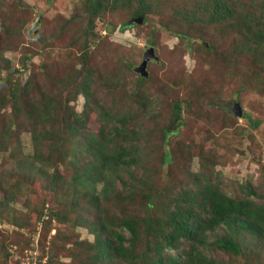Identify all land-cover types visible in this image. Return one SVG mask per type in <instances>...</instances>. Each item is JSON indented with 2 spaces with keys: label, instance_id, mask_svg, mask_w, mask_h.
Returning a JSON list of instances; mask_svg holds the SVG:
<instances>
[{
  "label": "rangeland",
  "instance_id": "rangeland-1",
  "mask_svg": "<svg viewBox=\"0 0 264 264\" xmlns=\"http://www.w3.org/2000/svg\"><path fill=\"white\" fill-rule=\"evenodd\" d=\"M86 1L0 0V78L10 72L8 82L0 83V264H79L85 250L77 242L93 240L83 225L81 212L94 214L101 205L115 212L120 208L112 201L117 182L112 183L110 196L102 193L100 181L94 188L84 187L82 194L73 193L74 170L67 164L57 170L63 179L52 188L50 179L31 158L27 129L10 133L6 125L10 107L4 98L10 94V84L23 85L31 77L28 92L34 94L39 88L59 93L60 85L74 76L79 65L72 35L85 27L83 35L87 28ZM146 1L147 22L135 29L119 31V20L126 17L121 11L95 21L99 31L89 50L95 71L93 101L101 100L112 113L131 112L135 117L132 121L145 135L141 137L149 145L154 167L160 166L165 142V152L173 157L160 167V187L174 193L194 189L192 176L201 173L207 183H218L230 196H240L239 186L249 184L255 195L248 198L264 203V63L251 64V57L237 52L240 36L233 31L235 28L226 26L230 21L218 27L191 16L193 11L189 9L199 0ZM235 6H240L244 14L253 12L244 2ZM176 13L181 15L175 17ZM106 27L113 32L107 33ZM149 39L160 59L163 56L159 64L148 62L150 82L137 81L139 91L151 103L123 105L116 96L109 99L106 94L110 92L104 87L110 79L125 90L136 83L133 68L141 62ZM203 43L207 44L205 49ZM25 57L29 59L23 70ZM121 61L130 63L131 71L117 74L122 70ZM175 101L182 106L183 121L171 113ZM234 102L248 118L229 115ZM82 103L80 98L72 106L80 111ZM132 108L137 113L133 114ZM200 108L207 115L202 126L195 129L198 121L194 115L200 111L194 110ZM219 116L224 117L223 121ZM95 117L100 118L99 111L90 115V131L97 126ZM85 160H91V156L85 155ZM142 164L137 165L139 173L152 182L156 177ZM125 175L122 171L123 179ZM12 193L11 198L6 197ZM165 197L162 195L160 200ZM90 198L99 201L90 207ZM51 211L61 218L51 219ZM41 213L43 217L39 218ZM203 250L209 259L221 264L239 261L212 246ZM258 251L264 262V248Z\"/></svg>",
  "mask_w": 264,
  "mask_h": 264
},
{
  "label": "trees",
  "instance_id": "trees-1",
  "mask_svg": "<svg viewBox=\"0 0 264 264\" xmlns=\"http://www.w3.org/2000/svg\"><path fill=\"white\" fill-rule=\"evenodd\" d=\"M202 1H197L189 9L193 11L191 16L201 17L204 23L218 27L230 21L226 26L235 28L233 31L240 36L237 52L251 57V64L264 63V0L235 3L232 0ZM240 2H244L254 13L244 14L240 6H235ZM148 5L146 0H87V28L83 35L85 27L72 35L79 65L74 76L60 85L59 93L39 88L34 94L28 92L31 77L23 85L10 84V94L4 98L10 107L6 124L9 132L20 133L22 128L27 129L31 158L40 165L47 180L50 179L52 188L63 179L57 170L64 164L74 170L72 192L75 194H82L84 187L94 188L100 181L104 188L102 193L110 196L112 183L119 184L116 197L112 200L120 206L116 212L105 205H101L94 214L91 211L81 212L84 215L83 218L80 215L83 225L92 234L93 240L77 242L78 247L85 250L79 264H221L207 257L203 250L206 246L234 256L239 260L237 264H264L258 251L264 248V203L248 198L255 195L249 184L239 186L240 196H230L218 183H207L206 177L198 173L192 176L194 189L174 193L160 187V167L162 169L173 157L165 152V142L162 144L160 166L154 167V157L148 153L149 145L141 137L145 135H142L141 127L131 112L119 110L112 113L101 100L93 101L91 85L95 71L90 65L89 50L99 31L95 21H103L106 15L121 11L126 13V17L119 20V31L132 30L147 22ZM137 17L143 19L141 24H127ZM105 30L113 32L112 28L106 27ZM146 45L142 57L148 49H152L157 56L153 63L159 64L163 56L160 59L153 48V41L149 39ZM202 46L205 49L207 44ZM25 58L21 64L23 70L29 59ZM120 67L122 70H118L117 74H125L132 68L130 63L122 61ZM14 71L19 73L16 69ZM9 76L10 72L0 78V83L8 82ZM134 80L136 83H131V89L125 90L123 85L110 79L108 86L104 87L110 92L106 95L109 99L116 96L123 105L128 102L132 105L151 103L139 91L137 83L142 80L150 82L151 78L136 74ZM80 98L83 99L81 110L76 111L73 106ZM184 104L188 107L186 102ZM112 105L115 109L116 101ZM181 109L178 101L172 104L171 113L178 121H183L180 119ZM97 111L100 118L95 117L93 121L97 126L90 131V115ZM194 111H200V114L194 115L198 121L194 127L198 129L207 112L202 108ZM132 113L137 112L132 108ZM243 116L248 118L245 113ZM223 119L219 116V121ZM164 133L168 131L165 129ZM165 137L167 140L169 135ZM87 154L91 156L89 161L85 160ZM140 162L156 177L152 182L139 173L137 165ZM122 171L126 174L124 179ZM162 195L168 197L160 200ZM12 196L13 193L6 195L8 198ZM89 200L90 207L99 201L95 198ZM51 213V219L61 218L56 216V212ZM42 217L43 213L39 215V218Z\"/></svg>",
  "mask_w": 264,
  "mask_h": 264
},
{
  "label": "water",
  "instance_id": "water-1",
  "mask_svg": "<svg viewBox=\"0 0 264 264\" xmlns=\"http://www.w3.org/2000/svg\"><path fill=\"white\" fill-rule=\"evenodd\" d=\"M142 18L141 17H137V18H133L131 20L128 21V25H136V24H141L142 23ZM157 60V56L154 54V51L152 49H148L142 59L141 62L135 66L133 68L134 72L139 74L141 77H148V72L146 70L147 68V64L150 61H156ZM230 112L236 116V117H241L242 116V110L241 107L239 106V104L237 102L233 103L232 108L230 109Z\"/></svg>",
  "mask_w": 264,
  "mask_h": 264
}]
</instances>
